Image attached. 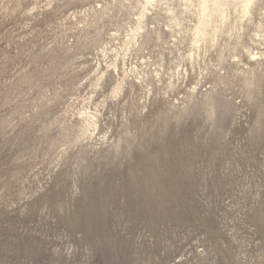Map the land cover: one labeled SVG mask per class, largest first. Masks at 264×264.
I'll list each match as a JSON object with an SVG mask.
<instances>
[{"label":"clouds","instance_id":"9594fccd","mask_svg":"<svg viewBox=\"0 0 264 264\" xmlns=\"http://www.w3.org/2000/svg\"><path fill=\"white\" fill-rule=\"evenodd\" d=\"M34 206L58 264H264V0H0V211Z\"/></svg>","mask_w":264,"mask_h":264},{"label":"rangeland","instance_id":"374dc122","mask_svg":"<svg viewBox=\"0 0 264 264\" xmlns=\"http://www.w3.org/2000/svg\"><path fill=\"white\" fill-rule=\"evenodd\" d=\"M56 195H53L54 200ZM73 204L79 207V197L73 198L72 194H69L66 211L71 209ZM57 215L55 210L51 214L48 211L41 214L40 208L35 206L29 208L24 215H20L18 211H0V264H58L66 254V248L74 238V233L64 230L67 223L64 217L53 223V218ZM67 219L78 224L80 231H85L89 224L83 211H78ZM124 223L117 212L115 217L108 221L97 220L93 224L94 232L102 237L110 258L116 249H119L122 256L127 252L124 239L119 236ZM208 223L213 230L219 227L214 218H209ZM82 259L84 264H88L91 256L84 254ZM98 259L103 264V259Z\"/></svg>","mask_w":264,"mask_h":264}]
</instances>
